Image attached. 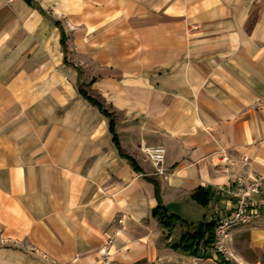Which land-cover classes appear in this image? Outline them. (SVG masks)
<instances>
[{
	"label": "crops",
	"instance_id": "crops-1",
	"mask_svg": "<svg viewBox=\"0 0 264 264\" xmlns=\"http://www.w3.org/2000/svg\"><path fill=\"white\" fill-rule=\"evenodd\" d=\"M158 146L164 176L142 152ZM249 169L264 175V0H0V264L151 259L144 177L169 208Z\"/></svg>",
	"mask_w": 264,
	"mask_h": 264
},
{
	"label": "rangeland",
	"instance_id": "rangeland-1",
	"mask_svg": "<svg viewBox=\"0 0 264 264\" xmlns=\"http://www.w3.org/2000/svg\"><path fill=\"white\" fill-rule=\"evenodd\" d=\"M228 188L231 189L232 184L228 185ZM221 190L224 189L220 187L213 191V199L209 208H201L188 199L184 203L167 209L188 223H198L206 216L205 221L216 222V228L221 219L230 215L237 201L235 197H229ZM245 204L247 211L252 213L254 218L249 223L237 225L229 230L224 241L223 253H220L222 259L215 254L216 250L211 246L202 249L201 258L172 251L168 244L177 242L184 231L183 227L177 225L170 233L167 242L164 240L167 232L159 228L161 232L154 247V256L151 259H139L132 264H222V261L229 264H264V183L259 193L246 200ZM96 264L123 263L104 260Z\"/></svg>",
	"mask_w": 264,
	"mask_h": 264
},
{
	"label": "trees",
	"instance_id": "trees-1",
	"mask_svg": "<svg viewBox=\"0 0 264 264\" xmlns=\"http://www.w3.org/2000/svg\"><path fill=\"white\" fill-rule=\"evenodd\" d=\"M58 25V24H56ZM60 44L63 49V52L66 51L65 46V36L61 34ZM94 80H92L88 86L92 85ZM78 94L82 99L87 101L92 107L96 108L98 112L108 120V131L111 135L113 144L115 145L119 156L125 159L131 168L137 172L141 173L136 162L128 155L124 154L119 147L118 139L115 134V117L113 113H110L105 109L103 103L95 98H92L88 93L82 88L81 85L77 88ZM149 183L153 186L154 199L156 202L155 207L151 210V217L157 222L159 228L165 232L167 235L164 237V240L167 242L170 238V233L175 229V227L181 226L184 228V231L181 233L179 240L173 244H168V247L172 251H178L179 253L191 256L194 258H201L203 255L202 249L207 246L213 247L214 244V231L216 222L214 221H205V216L202 221L198 223H188L185 220L181 219L179 216L170 213L166 207L163 206L161 197H160V188L159 183L153 179L144 177ZM190 199L199 207L207 208L208 205L212 202L213 191L207 188L198 187L190 195ZM218 257L222 259V255L216 251L215 253ZM222 264H229L225 261L221 262Z\"/></svg>",
	"mask_w": 264,
	"mask_h": 264
},
{
	"label": "built area",
	"instance_id": "built-area-1",
	"mask_svg": "<svg viewBox=\"0 0 264 264\" xmlns=\"http://www.w3.org/2000/svg\"><path fill=\"white\" fill-rule=\"evenodd\" d=\"M151 166L154 169V174L157 176H164V172L161 169V165L165 158V150L163 147L148 148L142 151ZM242 165L251 164V160L248 156H242L240 158ZM219 164L225 165L226 167L233 166V164L228 160V158L223 155L218 159ZM264 183V175L254 176L249 169L244 175L235 176L232 179V188L228 187L221 190L223 193L229 197H235L237 199L233 211L227 217L221 219L215 228L214 235V249L223 253L224 241L227 238L229 230L237 225L249 223L254 217L252 213L247 211L246 200L251 199L252 196L257 195L261 190Z\"/></svg>",
	"mask_w": 264,
	"mask_h": 264
}]
</instances>
